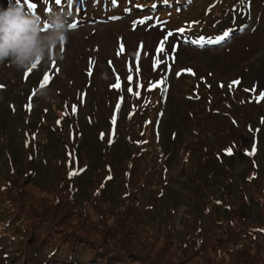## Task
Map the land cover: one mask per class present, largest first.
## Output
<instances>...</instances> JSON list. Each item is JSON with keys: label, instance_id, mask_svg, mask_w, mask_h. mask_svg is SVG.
Returning <instances> with one entry per match:
<instances>
[{"label": "rangeland", "instance_id": "1", "mask_svg": "<svg viewBox=\"0 0 264 264\" xmlns=\"http://www.w3.org/2000/svg\"><path fill=\"white\" fill-rule=\"evenodd\" d=\"M137 1L141 0L123 2L131 5ZM211 1L185 0L179 16L161 12L160 17L154 18V10L161 8L131 10L120 0H85L74 4L61 0L63 7L55 0H32L37 5L35 15L41 18L42 31L49 29L48 17L53 13L67 16V40L53 49L46 60L37 61L32 72H28L31 67L18 71L10 63H0V85L4 86L0 88V184L10 161L17 159V163L23 164V172H28L25 178L17 180V188L28 198L32 190L35 201L45 199L46 205L53 200L51 182H64V176L57 174L55 168L59 163L64 168L69 153L75 151L80 165L88 168L81 169L83 176H72L74 194L64 203L69 208L73 207V200L78 208L83 207V200L89 198L91 189L105 173V164H110L115 172L104 192L113 202L118 192L125 189L120 178L127 168L142 186L137 199L143 200L144 209L135 232L151 233L153 227L159 229L161 222H167L177 233L175 239L180 236L183 240L193 234L194 229L190 228L194 221L201 228L199 233L206 234L210 232L209 226L222 221L220 211L228 206L242 223L239 233L227 238L213 237L215 242L210 245L238 250L243 242V228L255 227L262 221L253 196L245 190L243 172L249 161L235 148L239 145L235 134L238 130L244 133L242 148L251 144L253 152L255 145L252 156L259 169L255 182L263 179L264 111L263 105L254 103L264 104L259 95L264 92V0H225L222 5H217L220 0H213L212 8L205 10ZM105 2L110 11L104 10ZM8 3L9 0H0L4 7ZM19 4L33 14L24 0ZM198 20L206 24H190L180 31L183 22ZM72 24L77 27L71 28ZM226 32L231 34L221 43H209ZM161 41L163 51L158 52ZM154 61L158 62L155 66ZM137 65L138 71L134 70ZM45 74L54 82L41 87ZM129 76L133 78L131 82ZM117 78L119 88L113 87ZM146 78L147 84L160 80L163 84L154 87L152 93L158 104L153 112L156 115H151V123L138 135L146 112L135 115V123L124 118L128 115L127 104L134 97L133 88ZM134 82L137 84L133 85ZM245 87L251 89L253 103L242 105L239 100L245 99L241 91ZM61 109L66 118L59 114ZM56 117L61 122L58 129L54 124ZM248 125L258 128L250 130ZM65 130L70 131V140ZM137 140L144 142L138 144ZM138 147H142L140 151ZM228 149L231 155L227 154ZM216 155L220 162L215 160ZM12 192L3 193L10 196ZM217 200L222 203L217 206L220 210L211 214L208 211L214 209ZM10 207L0 203V264H56L37 248L16 253L19 238L11 239V234L24 233L23 228L28 233L30 226L24 218L13 217L16 215ZM52 208L58 205L54 203ZM71 212V216L78 213ZM57 215L58 211L54 216ZM26 219L32 220L30 214ZM5 220L18 230L6 231ZM110 225L111 229L116 228L112 222ZM179 246L176 240L174 247ZM113 251L123 256L115 264H148L136 252L130 255ZM142 254L140 251L139 255ZM221 255L230 263L228 254ZM207 259L202 254L186 264H206ZM98 263L96 259L93 263L83 259L73 264Z\"/></svg>", "mask_w": 264, "mask_h": 264}, {"label": "trees", "instance_id": "2", "mask_svg": "<svg viewBox=\"0 0 264 264\" xmlns=\"http://www.w3.org/2000/svg\"><path fill=\"white\" fill-rule=\"evenodd\" d=\"M139 111L140 109L135 114L137 115ZM235 135L237 140L241 141L244 133L236 132ZM242 156L249 157V153L246 152ZM248 161L249 164L244 168L246 171L243 172V183L246 186L245 190L253 196V202H256L254 205L257 207L262 221L255 227L243 228L241 233L243 242H241L240 248L235 251L218 248L217 244L210 245L211 242H215L213 237L219 239L224 235L227 238L235 232L239 233L242 223L235 214L233 217L232 208L228 206L222 211V221L217 220L214 226H209L208 231L210 232L206 234L199 233L201 228L194 221L190 229H194L193 234H195L186 235L183 240H180V236L175 239L177 233L167 222H161L159 229L153 227L151 233L147 231L145 234L135 232L142 222L141 217L144 209L143 200L137 199L138 190L142 186L138 184L132 172L127 168L123 169L120 178V183L125 189L121 194L118 192L113 202L109 200L108 195H104V192L111 184L115 172L112 171L110 164H105L108 169L104 171L105 173L91 189L89 198L82 199L83 207L78 208L76 201L73 200V207L69 208L70 205L64 203H68L69 198H72L74 194L71 183L73 175L70 173H77L80 168L78 155H74V159L69 162L66 172L62 171V168L59 169L60 165L55 168L57 174L64 176V182L56 183V180L51 182L53 200L47 202L46 205H44L45 199L42 202L35 201L36 195L32 190L29 194L30 198H28V194L22 193L23 190L17 188V180L21 177L25 178L28 172H23L21 161L18 164L17 159L11 160L7 174L5 173L1 177L3 182L0 184V203L3 205L8 203L11 206L10 212L12 211V214L16 215L13 217L18 220L24 218V222L30 226L28 233L23 228L24 233L19 232L13 236L14 239L19 238L18 246L20 247L16 253H20L24 249L30 252L37 248L44 251L48 259L53 258L56 264H73L75 261L79 263L83 259L92 263L96 259L99 261L98 264H115L123 256L114 252L113 249L119 250V253L122 254L133 255L136 252V256L138 255L148 264H186L198 260L202 254L209 258L206 264H264V178L255 182L254 176L257 175V167L251 158ZM115 185L120 190L119 183L116 182ZM11 190L13 192L10 196L3 193L6 191L9 193ZM54 203L58 205V208H52ZM218 204L222 205L220 200L213 206L214 209H208V212H219ZM57 211L58 215L54 216ZM71 211H78V213L71 216ZM28 214L32 217L31 221H29L30 217L25 220ZM11 218L10 220H12ZM111 222L116 226L115 229H111ZM9 225L18 230L13 226V223ZM176 240L180 245L179 248L174 247ZM140 251L143 252L142 255H139ZM199 251L202 253L199 254ZM220 253L228 254L230 263L225 262V257ZM150 257L152 260H149ZM168 257L173 260L170 261L171 259L169 260Z\"/></svg>", "mask_w": 264, "mask_h": 264}, {"label": "clouds", "instance_id": "3", "mask_svg": "<svg viewBox=\"0 0 264 264\" xmlns=\"http://www.w3.org/2000/svg\"><path fill=\"white\" fill-rule=\"evenodd\" d=\"M49 29L42 31L41 18L17 2L0 5V63H10L18 71L46 60L53 49L67 40L68 18L56 12L48 17Z\"/></svg>", "mask_w": 264, "mask_h": 264}, {"label": "snow or ice", "instance_id": "4", "mask_svg": "<svg viewBox=\"0 0 264 264\" xmlns=\"http://www.w3.org/2000/svg\"><path fill=\"white\" fill-rule=\"evenodd\" d=\"M17 2L20 3V0H17ZM55 2H56V4H60V3H61V0H55ZM165 2H167V0H165ZM24 3L27 5L28 10L31 11L33 14H35V12H36V10H37V5H36V3H33L32 0H24ZM49 11H50V9H49ZM140 23H143V21H140ZM70 27H71V28H76L77 25H76V24H72V25H70ZM180 31H183V29H181ZM230 34H231V33L226 32L223 36L220 37V39H218V40H213V41H209V43H216V44H219V43H221L224 39H226ZM61 45H63V43H62ZM120 50H121V51L124 50V49H123V44H121V49H120ZM157 51H158V52H162V51H163V41H161V45H160V47L157 49ZM156 63H158V62L154 61V66H155ZM53 66L55 67V62H53ZM36 67H37V64H33L32 67H31L30 69H28V72H32V69H35ZM134 70H136V71L139 70L138 65H137V66H134ZM188 71H191V70H188ZM33 74H34V75H38V74H36V73H33ZM89 74H91V73H89ZM25 75L27 76V72L25 73ZM177 75H179V73H177ZM132 79H133V78H132L131 76L128 77L129 82H131ZM50 82H54V81L51 80L50 75L45 74V75L43 76L42 81H40V86H41V87L49 86V85H50ZM233 83H238V81H234ZM162 84H163V80H160V81H156L155 84H150L149 87H150V89H151V88H153V87H158V86H160V85H162ZM120 86H121V85H120V83H119V78H117V83H116L115 85H113V87H115V88H119ZM3 87H4L3 85H0V88H3ZM137 87H140V85H137ZM229 87H231V85H230ZM128 90H129L130 92L132 91L131 88H129ZM246 90H247V89H246ZM253 90H255V89H253ZM33 95H34V93H33ZM135 95L138 96L139 93H135ZM259 95H260L261 98H264V92H261ZM27 107H28L29 109H31V104H28ZM73 111H75V108H73ZM226 151H227V154H229V155L232 154L231 149H228V150H226ZM254 153H255V145L253 146V152H252V153H249V154L252 155V154H254ZM70 175H76V173H75V172H72V173H70Z\"/></svg>", "mask_w": 264, "mask_h": 264}]
</instances>
